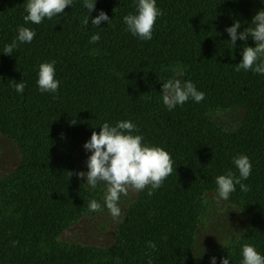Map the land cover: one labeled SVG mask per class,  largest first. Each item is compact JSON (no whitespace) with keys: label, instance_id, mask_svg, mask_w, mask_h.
Masks as SVG:
<instances>
[{"label":"trees","instance_id":"obj_1","mask_svg":"<svg viewBox=\"0 0 264 264\" xmlns=\"http://www.w3.org/2000/svg\"><path fill=\"white\" fill-rule=\"evenodd\" d=\"M26 2L0 0V141H13L21 154L0 174V264H211L213 256L216 264L227 256L241 264L245 243L264 256V74L236 71L243 48L255 41L235 45L226 31L236 20L238 31L250 25L259 11L253 0H156L163 15L151 40L132 35L123 21L138 0H96L90 19L101 10L111 19L100 27L82 23L83 0L38 25L24 21ZM20 26L36 36L4 54ZM96 33L100 40L90 43ZM53 60L59 90L42 93L39 66ZM178 67L184 70L178 78L205 96L170 111L161 91ZM12 80L25 83L23 93ZM234 111L242 117L227 125L222 113ZM124 120L137 126L133 134L144 144L165 149L174 170L152 195L145 188L119 200L110 242L67 239L88 217L108 222L106 185L93 189L77 175L76 154L105 122ZM241 154L252 164L242 180L250 191L236 185L228 201L246 223L203 249L208 193L217 192V176L239 175L233 157ZM93 199L103 211L89 210Z\"/></svg>","mask_w":264,"mask_h":264},{"label":"clouds","instance_id":"obj_2","mask_svg":"<svg viewBox=\"0 0 264 264\" xmlns=\"http://www.w3.org/2000/svg\"><path fill=\"white\" fill-rule=\"evenodd\" d=\"M73 0H27L25 5L26 15L23 17L26 23L41 24L45 18L51 20L54 16L63 14L66 7L72 6ZM83 6L87 9L82 23L86 26L89 20L92 25L100 27L102 21L111 23L107 12L101 10L95 18H91L95 10L96 0H83ZM115 10V9H114ZM162 10L157 7L156 0H138L136 12L123 17L126 30L142 40H151L153 27ZM241 23L236 20L226 31L230 41L236 45L237 40L247 41L249 37L255 41V47L243 48V59L236 65V71H253L264 74V9H260L252 18L248 27L238 31ZM36 36L34 29L20 26L16 40L5 45L3 53L14 55L19 43H31ZM100 40L99 33L91 36L90 43ZM56 61L44 62L39 66L37 84L43 92L57 93L60 82L55 79ZM182 68H176V75L163 83L162 99L164 105L171 111L177 105L185 104L190 98L199 103L205 94L198 91L195 84L190 81H181L178 77L183 75ZM18 93H23L26 85L21 80H12ZM75 124V121H72ZM139 129L132 121H120L115 126L105 122L99 132L93 131L91 138L84 144L86 151L91 152L87 159L88 171H80L77 175L87 177V184L95 189L98 184L106 185L104 192V205L114 219L119 218L121 209L119 200L121 195H127L129 189L137 192L150 188L149 195L160 188L164 180L173 172L174 161L170 154L162 147L150 146L143 143L141 134L134 135ZM233 162L239 171L237 176L232 170L215 178L217 185V199L227 201L230 195L236 191V185H240L243 192L250 191V187L242 180H247L252 171V164L247 155L233 157ZM177 168V167H176ZM71 173V172H70ZM72 175V173H71ZM89 210L92 212L103 211L101 204L93 199L89 202ZM224 245V244H223ZM149 247L155 249L156 245L149 242ZM226 246V245H224ZM241 264H264L262 256L256 248L245 243L242 246ZM229 256L222 259V264H229ZM217 258L211 257V264H216Z\"/></svg>","mask_w":264,"mask_h":264},{"label":"rangeland","instance_id":"obj_3","mask_svg":"<svg viewBox=\"0 0 264 264\" xmlns=\"http://www.w3.org/2000/svg\"><path fill=\"white\" fill-rule=\"evenodd\" d=\"M253 2L255 7L259 10L264 9V0H253ZM222 115L225 123L230 126L238 124L237 120L242 117V113L239 111H234L233 113L224 112ZM90 155L91 152L86 151L85 148L77 151L76 159L80 171H88L87 159ZM20 159V149L17 145L11 140L2 139L0 141V174H6V172L14 168L20 162ZM85 178L87 180L86 176ZM136 192L137 191L135 190L129 189L126 196L121 195V205L125 201V198L132 196L130 194H134ZM208 196H210L208 207L209 213L202 224V229L206 228V225L208 226V228H206V230L202 233L207 241L203 242V249H207L212 247V245H215L219 238L224 239L225 236L223 235L228 236L230 233L231 236L234 235L236 229L241 228V226L246 223L245 218L242 215L239 214V217L238 214H236V207L228 200L224 201L217 199V192H209ZM106 214H108V222H105L104 226H102L103 220L101 217H88L92 219L90 222L85 220L82 223L77 224L65 234V237L67 239L80 240L86 243L104 244L106 242H110L113 239L110 227L114 231L120 217L114 219L111 214ZM213 222L214 224L211 227L210 224ZM232 226L233 229L231 228Z\"/></svg>","mask_w":264,"mask_h":264}]
</instances>
